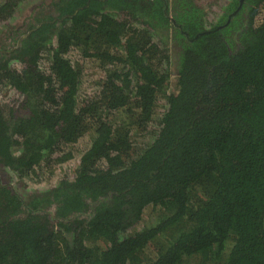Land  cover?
<instances>
[{"label": "trees", "instance_id": "obj_1", "mask_svg": "<svg viewBox=\"0 0 264 264\" xmlns=\"http://www.w3.org/2000/svg\"><path fill=\"white\" fill-rule=\"evenodd\" d=\"M27 2L0 0V264H264V0Z\"/></svg>", "mask_w": 264, "mask_h": 264}, {"label": "rangeland", "instance_id": "obj_2", "mask_svg": "<svg viewBox=\"0 0 264 264\" xmlns=\"http://www.w3.org/2000/svg\"><path fill=\"white\" fill-rule=\"evenodd\" d=\"M28 2L26 3L28 7H31L33 5H37L40 0H27ZM229 0H198L199 4L205 8H208V11L212 13V15L208 18V20L212 21L213 18H216L217 16L221 15L222 13L220 12L222 6L226 4V2ZM54 3V2H52ZM53 13H56L54 10L53 6H51L50 10L44 14L46 15H51ZM179 17V16H176ZM217 20V19H215ZM214 20V21H215ZM162 44H166L164 40L162 41ZM101 78V72H99L97 69H92L90 74L88 75V78L84 79V84L90 83V84H95L98 83L99 79ZM176 76H174V72H172L171 76V82L175 80ZM172 82V83H173ZM172 83H171V88H172ZM96 85V84H95ZM6 101L8 102L3 103V106L6 110L7 113L13 109L14 106H17L18 104L15 101L10 102V97L7 96L5 97ZM63 168H69V163L63 164L62 166L59 165V168L56 169V172L50 173V172H37V174H34V176H30L25 178L26 180L24 181V184L30 188V189H46L51 186H53L56 182H58L60 175L62 173ZM10 179H13V176L10 175ZM18 179H14V183L17 182ZM20 183H17L16 185H19ZM144 225V223H142Z\"/></svg>", "mask_w": 264, "mask_h": 264}, {"label": "water", "instance_id": "obj_3", "mask_svg": "<svg viewBox=\"0 0 264 264\" xmlns=\"http://www.w3.org/2000/svg\"><path fill=\"white\" fill-rule=\"evenodd\" d=\"M243 2H244V0H240V3H241V4H240L239 8H238L234 13H232V15H234V14H236V13L238 12V10L240 9V7H241V5H242ZM166 8H167V6H166ZM166 8H165V11H166ZM77 10H78V9H77ZM76 12H77V11H76ZM232 15H230L228 22L230 21ZM200 35H201V33H199L196 37H198V36H200Z\"/></svg>", "mask_w": 264, "mask_h": 264}]
</instances>
